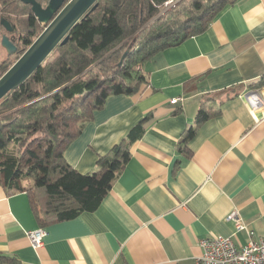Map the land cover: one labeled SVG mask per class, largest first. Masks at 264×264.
I'll list each match as a JSON object with an SVG mask.
<instances>
[{
    "label": "crops",
    "instance_id": "obj_1",
    "mask_svg": "<svg viewBox=\"0 0 264 264\" xmlns=\"http://www.w3.org/2000/svg\"><path fill=\"white\" fill-rule=\"evenodd\" d=\"M146 70L149 85L108 98L65 151L71 167L89 174L135 137L96 211L45 227L34 248L29 233L41 226L29 196L0 183V264H196L207 237L240 245L264 237V104L252 110L246 99H264V86L253 87L264 78V0L227 5ZM202 107L213 115L197 126ZM235 210L244 231L229 220Z\"/></svg>",
    "mask_w": 264,
    "mask_h": 264
},
{
    "label": "trees",
    "instance_id": "obj_2",
    "mask_svg": "<svg viewBox=\"0 0 264 264\" xmlns=\"http://www.w3.org/2000/svg\"><path fill=\"white\" fill-rule=\"evenodd\" d=\"M37 1L44 7L49 2ZM170 1L99 0L98 7L70 31L68 42L0 101V183L9 194L29 196L41 227L96 211L130 159L135 140L131 134L100 156L97 169L89 174L67 163L66 149L94 113L112 96L139 93L149 85L146 66L157 54L205 32L227 5L238 0H183L162 15ZM2 18L14 31L7 33L0 23L5 30L0 50L7 34L18 52L14 62L1 63V75L46 28L20 0H0ZM263 86L264 78L253 84L257 89ZM212 115L202 107L197 126ZM194 134L192 129L187 137ZM25 180L31 184L25 185Z\"/></svg>",
    "mask_w": 264,
    "mask_h": 264
},
{
    "label": "water",
    "instance_id": "obj_3",
    "mask_svg": "<svg viewBox=\"0 0 264 264\" xmlns=\"http://www.w3.org/2000/svg\"><path fill=\"white\" fill-rule=\"evenodd\" d=\"M20 1L31 6L35 17L46 28L12 67L3 75L0 74V101L19 89L59 45L64 46L68 42L70 31L98 7L99 0H49L46 7L37 0ZM180 1L175 2L174 6ZM0 23L7 33L14 31L6 19L2 18ZM1 46L8 56L18 52L15 40L7 34L2 37ZM1 66L0 63V70Z\"/></svg>",
    "mask_w": 264,
    "mask_h": 264
},
{
    "label": "built area",
    "instance_id": "obj_4",
    "mask_svg": "<svg viewBox=\"0 0 264 264\" xmlns=\"http://www.w3.org/2000/svg\"><path fill=\"white\" fill-rule=\"evenodd\" d=\"M141 69V68H140ZM248 105L256 110L264 104L260 93H251L246 96ZM178 100H172L177 103ZM229 220L234 222L237 232L244 231L246 226L237 210L233 211ZM47 230L43 227L29 233V240L34 248L44 244ZM202 255L196 264H264V237L251 238L245 245L237 244L232 236H213L200 241Z\"/></svg>",
    "mask_w": 264,
    "mask_h": 264
},
{
    "label": "rangeland",
    "instance_id": "obj_5",
    "mask_svg": "<svg viewBox=\"0 0 264 264\" xmlns=\"http://www.w3.org/2000/svg\"><path fill=\"white\" fill-rule=\"evenodd\" d=\"M178 0H171L170 2H168L166 5H165V9L163 10V12L161 13L162 15L165 14L167 11H169L170 9L174 8V4L175 2H177ZM183 0H181L180 2H182ZM173 2V3H172ZM179 2V3H180ZM160 14V15H161ZM5 33V30L3 29V31L0 29V34H3ZM132 42V41H131ZM131 42L128 43V47L131 45ZM129 51L131 49V47L127 48ZM15 60V57L14 56H8L7 54V51L4 49V48H1L0 50V63H4V62H10V61H13L14 62ZM12 63V62H11ZM140 66V65H139ZM139 68V67H138ZM140 69V68H139ZM25 185H30L31 182L30 181H27L25 180L23 182Z\"/></svg>",
    "mask_w": 264,
    "mask_h": 264
}]
</instances>
